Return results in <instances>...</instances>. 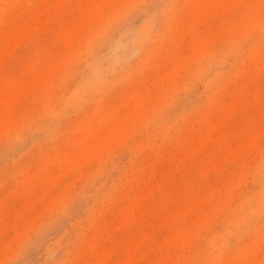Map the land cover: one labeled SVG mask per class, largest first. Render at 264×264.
<instances>
[{
	"label": "rangeland",
	"instance_id": "rangeland-1",
	"mask_svg": "<svg viewBox=\"0 0 264 264\" xmlns=\"http://www.w3.org/2000/svg\"><path fill=\"white\" fill-rule=\"evenodd\" d=\"M0 264H264V0H2Z\"/></svg>",
	"mask_w": 264,
	"mask_h": 264
},
{
	"label": "snow or ice",
	"instance_id": "snow-or-ice-1",
	"mask_svg": "<svg viewBox=\"0 0 264 264\" xmlns=\"http://www.w3.org/2000/svg\"><path fill=\"white\" fill-rule=\"evenodd\" d=\"M6 6H10V4H4L2 3V0H0V12H3L6 8Z\"/></svg>",
	"mask_w": 264,
	"mask_h": 264
}]
</instances>
